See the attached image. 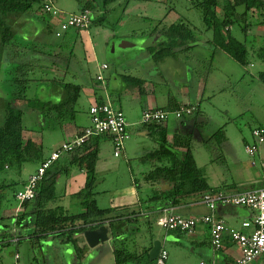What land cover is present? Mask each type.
Listing matches in <instances>:
<instances>
[{
	"label": "trees",
	"instance_id": "1",
	"mask_svg": "<svg viewBox=\"0 0 264 264\" xmlns=\"http://www.w3.org/2000/svg\"><path fill=\"white\" fill-rule=\"evenodd\" d=\"M77 1L80 4L79 12H83L85 9L90 11L91 23L89 27L94 24L103 25L107 22L108 14L115 7L122 5L120 0ZM190 1L202 13L206 30L212 31V37L208 42L212 43L210 45L213 52L202 58V61L200 60V70L198 71V75L203 77L204 82L211 75V65L214 63L213 55L217 50L224 51L245 69L249 64L253 65L249 57L257 58L264 63V44L249 47L245 40L238 39L231 31L235 24L240 25L241 31L246 37L250 35L251 26L254 24L260 25L261 30H264V0ZM128 2L129 0H126V5ZM46 3L53 4L52 0H0V45H9L14 38L13 24L16 19L13 20V16L33 15L35 11H41L45 14L44 5ZM35 7H37V10ZM95 7H98L101 12L99 16L94 13ZM46 15L47 19L52 17L59 23L60 17L55 18L48 12ZM45 21L47 24L46 19ZM42 24L44 25V23ZM88 28L71 27L69 29L78 30L74 37L76 40L81 33L87 32ZM43 29L48 33L53 31L50 26ZM68 30L61 36L66 34ZM142 33L151 36V44H155L149 49L153 58H164L170 54L175 55L177 50L175 47H184L189 51L199 44L198 36L191 24L183 20L166 24L164 18L157 19L154 20V26L149 31L146 30ZM61 36L56 35L59 38H62ZM67 39L62 40L61 44H66ZM18 46V44H13L11 48L15 51ZM60 58L62 59V56ZM61 59L58 58L55 62ZM10 65L6 79L14 86L13 98L4 102L3 116L0 122V240H2L3 246H14V251H12L17 253L16 250H19L22 243L29 242L33 260H35L37 257L36 247H42L44 242L47 244V242H51L49 239H52L53 242H57L56 244L67 247L66 250L73 249L80 259L86 253L88 247L83 235L84 231L106 224L110 229L114 244L115 264H154L155 261H151L149 258L151 246L144 247L141 252L131 251L126 247L124 236L130 230L129 225L132 218H123L124 216L118 215L116 213L117 209L113 207H100L95 198V188L98 184L96 164L99 157V142L103 136L109 135L91 136L85 142L67 152L69 163L65 166H61L58 162L60 158L56 160L40 180L35 197L19 203L16 195L25 182L20 181L19 188H17L18 182L9 173H6L7 170L16 168L18 172H21L25 163H41L44 159L42 143L31 135H25L24 107L29 109L26 110L28 114L34 113L35 116L37 115L36 117L43 122L42 126L47 125V121L51 120L52 123L61 128L65 123L75 120L76 106L82 92V84L56 77L36 79L29 76L30 68L26 66L27 64L14 61ZM29 66H32V63ZM258 78L264 83V70L259 71ZM34 80H38V84L49 82L51 86L55 83H61L63 96L57 101H53L49 97L45 100L39 96L29 98L27 90ZM103 80L104 78L98 79V81ZM103 102L105 101L97 97L96 103ZM201 112L200 106L196 105L192 114L184 115L179 119L191 115L196 117ZM143 124L149 128L151 136L157 143L154 150L143 156V159H149L151 162L155 161L157 163L145 174V179L153 183L165 180L171 185L166 190L157 191L148 200L161 201L164 204L169 201L167 205H176L182 200H187L199 193L226 190L224 184L219 187L212 186L205 174L204 166L197 164L192 146L193 134L175 132L170 140L167 126L156 123ZM257 127L264 126L258 125L254 128ZM224 140H226V134L224 127L221 126L206 139L205 143L209 142L210 144L216 141L215 144L220 146ZM213 156L210 158L212 161H226L223 155ZM71 166H77L86 173L85 185L75 194L76 197L81 199L84 207L83 211L79 213H71L58 204L60 196L57 191V178L61 174H67ZM9 189H12L10 200L7 199ZM16 207V213L3 215L7 209L13 210ZM156 219L148 224L151 240L155 238L153 225L156 223ZM164 229L167 231L189 232L181 229Z\"/></svg>",
	"mask_w": 264,
	"mask_h": 264
},
{
	"label": "crops",
	"instance_id": "2",
	"mask_svg": "<svg viewBox=\"0 0 264 264\" xmlns=\"http://www.w3.org/2000/svg\"><path fill=\"white\" fill-rule=\"evenodd\" d=\"M53 4L57 6L54 2ZM58 8L61 9V11H63L64 13L79 12V10L76 9L70 10L62 9L60 7ZM33 15H35L41 23H44L45 28L47 26H50V28H52L53 30L51 34L54 37L56 36L55 31L59 26L58 21H56L52 17H49L50 21L47 20L46 24V13L43 14V12L41 11H35L33 12ZM13 20H15L14 24L18 25L22 23L21 20H23V18L22 16L17 15L13 16ZM77 32V29H69L66 34L61 36L62 38L57 37L56 39L55 37V39L58 41L50 39V34L47 32V44L53 46L51 52H53L52 50L58 51L54 55L49 52V57L62 56L61 50L63 49L64 44H61V41L67 39V37L68 39H73L76 36ZM90 45V49L92 51L94 50L93 58L96 65L93 73L91 74L90 70H77V67L73 73L70 71V74L72 76H75L77 80L78 78H81L86 82L80 83L82 84V92L79 97L78 103L79 101H82V98L85 99L86 97V100L89 103L87 110L84 114H80L79 116L76 115L74 121L65 123L61 128L52 123L51 120L47 121V123L53 125V127L61 129L63 133V139L60 141V143H52V141H49L51 143L47 146V149H45L41 133L39 138L31 135L38 142L42 143L43 158L47 157L53 149L59 146V144L71 140L73 137H75V135L79 134L83 128L90 125L91 120L89 115V108L97 101V97L104 101L112 102L115 107L121 108L125 112L127 121L129 123L128 129L131 137L127 141L125 150L120 156L114 155L113 140L110 136H103L101 138L99 142V157L96 164L98 184L95 188V198L100 207H113L117 209L116 213L118 215L124 216L123 218H132L131 224L129 225L130 230L124 236V238L126 239V247L131 251L141 252L144 247L152 246L155 239H160L162 241L163 248L167 249L169 252V262L171 264H192L199 261H205L210 264H236L237 259L241 256L240 247L234 241H232L228 235L225 236L221 247H214L210 235V226L203 221H199L195 228L189 232H181L176 230L167 231L162 227L160 228L156 221V223H154L153 225V233L155 238L154 240H151L149 238L148 224L150 221H155L156 217V220H158L160 216L172 211L177 214H181L187 217H194L201 220L204 215L210 213V209L207 204L201 200V196L203 193L194 195L187 200H182V202L176 205H167L169 201H166L164 204L161 201L156 202L153 200H148L151 196L157 193V191L166 190L170 188L171 185L168 181L165 180L153 183L145 179V174L155 164H157L155 163V161L151 162L150 168L144 166L143 164H140L135 168L131 165L130 154H134L137 152L135 150L136 145L138 146L139 143L142 144L143 142L147 143L149 148H147L146 150L145 147H143L142 149V151L144 152H142V154L144 155L157 147L155 139H153L150 134L151 131L141 121L142 113L145 109L149 107L174 109L181 104L187 103L195 104V106L199 105L201 108L202 102L206 98L212 97L211 94L214 91H212V87H208V83L209 81L213 82L218 76L215 72H211L209 79L204 82L203 77L198 75V71L200 70L199 60L209 56L213 52V50H189V54L192 58V63H185V59L179 60L180 62L177 64V66L174 65L171 67L172 72L175 75L174 77L173 75H164V66L162 65L159 67L149 65L150 68H148L145 65L144 61L141 62L134 59H127L126 61H121L119 63H116L115 65H111L109 61L101 60L100 56H97L93 44ZM153 45L155 44H149L145 49L146 51L142 48V44H131L127 45L126 48L130 46L139 47V51L142 52V58L146 56L145 58L151 60L153 56L152 53H150L149 49ZM210 48L212 49V46H210ZM19 49L20 48L18 47L15 50L16 52L13 51V53L15 52L14 56L19 55ZM74 54L75 52L73 47V51H71L70 53V58L68 56L62 57L66 60L67 63L63 66L64 69H62L61 72L65 71V73L68 74L69 69L71 68L70 65L72 64L71 59H73ZM227 57L230 56L224 51L217 50L216 52H214L213 60L214 62L221 63L222 66L223 63H229L232 65V71L234 73L239 72V74H241V68H238V66H234V64H232V62H230ZM177 58L180 59L179 57ZM105 63L108 64V68L102 71L104 80L98 81V78L96 79V76L101 70V66ZM141 65L144 67L141 68ZM184 72H186V79L183 82L184 76H182V78H179V74L182 75ZM60 78L66 79L67 76H63ZM135 78H138L139 80H135ZM53 86L54 85H50V88H47V97H49L51 100L56 98L55 101H57L63 96V87L61 83L55 84L54 88ZM207 117L208 115L199 113L196 117L194 115H191L186 116L182 119L171 118L172 120H169L166 124H164V126L168 127L170 140L173 137V133L180 132L182 134H193V139H197L198 141H205V137L207 136L205 134V124L208 120ZM36 118L38 123H40V127H42V121L38 117ZM260 125L264 126L263 124ZM134 137L136 142L132 143L131 141ZM148 141H151V144ZM193 143L194 142H192V146ZM247 143L248 141H246L245 145ZM260 149L261 147L258 148L256 153L259 155L261 162L260 172L257 167L258 164L256 160H254V164H252V167H248L243 164H240L238 166L239 171H241L242 177L237 178L235 175H231V177L229 176V178L221 177V179H219L221 183H213L208 177L210 184L215 187L222 186L223 184L226 185V190L223 189L222 191L227 193L242 192L264 187V156L263 154H259ZM203 157L205 160H207L206 162H208V160H210L211 158L210 156L208 158H205V156ZM116 158H120V160H115ZM123 159L127 161L129 167L127 168V170L121 171L120 168ZM58 162L61 166H65L67 163H69L67 153L62 155ZM39 164L40 162H38V165ZM111 172L115 177L121 176L122 179L112 185L109 184V181L108 184H105V181L107 182V176ZM31 174H29V176ZM63 175L65 176V178H63L62 175H59L57 178V191L60 196L58 204L62 205L71 213H79L83 211L84 207L81 203V199L76 197L75 194L85 185L86 173L84 170L78 168L77 166H71L69 167V172L67 174L64 173ZM29 176L26 179H23L22 183H26ZM212 176H217L218 178V176H221V174L218 175V173H214ZM217 180L218 179H216V181ZM251 185L253 186L251 187ZM16 212L17 207L13 210L7 209L3 215L7 216ZM255 213L256 211L254 209L247 206L222 203H219L217 205L216 212L217 217L223 220L227 226L239 228L244 232H250L254 228V225H251L250 227H244L242 223L247 220L251 221L254 218ZM15 239L17 240V238ZM29 244V242L21 244L22 247H28L31 252L30 256H27V259H25L24 262H22L23 256L21 251L16 250L17 253H14L13 251L10 252L11 254H13L14 264H30L32 262V250ZM113 245L110 247L112 252L114 249ZM3 248H5V246H3L2 240H0V249ZM65 249H67V247ZM39 252H42V248L38 246L36 255ZM92 252L93 248L88 246L86 249V254L91 255ZM16 255H18V257H16ZM55 255V251H53L52 254H47V261L49 259H52L53 261L54 259H57ZM263 255L258 259L262 258ZM4 259L5 258L0 256V264H5ZM79 261V258H76L75 262L79 263ZM55 264L57 263L55 262ZM104 264H115L114 257L112 262H105Z\"/></svg>",
	"mask_w": 264,
	"mask_h": 264
},
{
	"label": "rangeland",
	"instance_id": "3",
	"mask_svg": "<svg viewBox=\"0 0 264 264\" xmlns=\"http://www.w3.org/2000/svg\"><path fill=\"white\" fill-rule=\"evenodd\" d=\"M52 1L62 9H80V4L77 0ZM120 1H122V5L115 7L108 14V18L106 20L107 22H105L103 25H91L88 28V31L81 33V35L76 40L73 38L72 40L65 41L66 44H64L63 49L61 50L62 57L68 56L70 58V52L73 51L72 46L74 47L75 52L73 59H71L72 64L70 65L71 68L69 69L68 74H66L65 71L61 72L62 69H64L63 66L67 63L64 58L54 63L56 58H61L55 56L49 57V52H51L53 46L49 44L46 46L47 32L43 29L45 26L36 17L33 15H22V23L18 25L13 24L14 38L9 45H0V122L3 116L2 112L4 102L10 98H13L12 91L14 86L10 81H7L6 77L11 67L10 63H13L14 61L27 64L26 66L30 68L28 72L29 76L36 79H52L54 77L60 78L67 76L66 79L64 78L66 81L86 83L81 78H78L77 80V78L72 76L70 73H73L76 70V67L77 70H90L91 74L93 73L96 68L95 60L93 58L94 50L92 51L90 49V44H93L97 56L99 55L101 60L109 61L111 65H115L121 61H126L127 59H134L141 62L144 61L148 68H150L149 65L157 67L162 65L164 66V75H173L175 77L171 69L172 66H177V64L180 62L179 60L181 59H185V63L187 62V64H190L192 61L189 51L184 47H175V49H177L175 56L179 57L180 59L175 57L173 54H170L165 58H151L150 60L145 58L146 56L142 58V52L139 51V47L130 46L126 48V46H122L124 41H128L133 44H142V48L145 50L152 41L151 36L148 34L144 35L142 32L146 30L149 31L154 26V20L162 18H164L166 24L178 22L180 20L189 22L191 27L194 29V32H196L199 42V44L194 46L192 49H196L198 51L212 50L210 48V44L212 43L208 42V40L212 37V31L206 30L202 20V13L197 7L192 5L190 0H129L127 5L125 3L126 0ZM124 6H126L125 9ZM35 8L37 10V7ZM170 8L172 9L169 10ZM94 13L96 16L100 15L101 12L99 11L98 7H95ZM45 19L49 20L50 18L47 19V15H45ZM231 31L232 34L238 39L243 41L245 40L249 47L252 45L260 46L264 44V30H261V27L260 25L258 26V24L251 26L249 33L250 35L248 37L242 33L239 24H235L231 28ZM49 34L51 37L50 39L58 41L56 40V36L55 39L51 33ZM13 44H18V47L20 48L19 55L15 56V58L11 48ZM52 51L53 52H51V54L53 55L58 52L55 50ZM227 58L230 60V62H232V64H234V66L241 68V74H239V72L234 73L232 71V65L229 63H223L222 66L221 63L214 62L211 65V70L212 72H215L218 77H216L213 82L209 81L208 83V87H212V91L214 92H212L211 98H206L202 102L201 107V113L203 115H208V120L205 124V134L207 135L205 138L208 139L210 135L216 131V129L222 126L224 127L226 134V140H224V142H222V144L219 146L218 144H215L216 141H213V143L211 142L209 144V142L205 143L206 140L198 141L197 139H193V147L195 156L197 158V163L200 166H204L205 174L213 183H221L219 180L221 177L229 178L231 175H235L237 178L242 177L238 166L243 164L248 167H252L254 160H256L258 164L257 167L259 172L261 170L259 155L256 154L255 156H250L246 151L245 143L246 141L253 143V128L260 124L264 125V83H262L258 78L259 71L264 70V63L257 58L249 57L253 62V65L249 64L247 69H245L234 59L230 57ZM200 60L202 61V59ZM31 63L32 66H29ZM140 67L143 68L144 66L141 65ZM179 75V78L184 76V82L186 79V72H184L182 75ZM37 81L38 80H34L31 83V87L27 90V95L29 98H36L39 96L45 100L48 98L47 88H50V84L49 82L38 84ZM54 87L55 85L53 88ZM55 100L56 98L53 99V101ZM85 100L86 97L85 99L82 98V101H79L76 107L78 110L76 113L77 116L86 112L89 103L87 100ZM26 110L29 109L24 107V125L26 128V135H34L35 137L39 138L41 133L45 149H47V146L51 143L49 141H52V143H60V141L63 139V133L61 129L53 127V125H50L49 123L42 126L43 122L41 123L42 127H40V123H38L35 114H28ZM131 142H136L135 137ZM148 142L151 144V141ZM143 147H145L146 150L149 148L146 142H143L142 144L139 143V145H136L135 147L137 152L130 154L131 165L134 166V168L140 164H143L149 168L151 167V160L143 159ZM260 147L261 149L259 154H263L264 156V143L260 144ZM212 155H214L213 157L223 155L226 161L221 162V160H208V162H206L207 160H205L203 156L208 158ZM117 159L120 160V158H116L115 160ZM37 167L38 162H27L24 164L21 172H18L16 168H10L6 173H9L12 178L18 182L16 187L19 188L20 181L26 179L29 174L33 173V171L37 169ZM128 167L127 161L123 159L120 170H127ZM214 173H218V175L221 174V176H218V178L217 176H212ZM61 175L63 178H65L63 174ZM121 179V176L115 177L111 172L107 176V182L105 181V184H108L109 181V184L112 185ZM216 179L218 180L216 181ZM252 186L253 185H251V187ZM11 197L12 189H9L7 191V199L10 200ZM124 229L126 228L124 227ZM49 240L51 242H47V244L44 242L43 246L41 247L42 252H39L36 255L37 257L35 260L32 258V262L30 264H55V262L57 264H104L105 262L110 263L113 261L114 255L110 249V247L113 245V241H111L112 238L93 247V252L91 255L85 253L79 259V263H77L78 261L75 262L76 258L78 257L73 249L66 250L64 245L56 244L57 242H53L52 239ZM13 249L14 246L0 249V256L5 258V264H14L13 254L10 253ZM19 250L23 256L22 262H24V260L27 259L26 257L30 256L31 252L28 247H22L21 245L19 246ZM35 250L37 252L38 247H36ZM53 251H55V257L57 259H54L55 262L52 259L47 261V254H52ZM250 264H264V255L262 258H257Z\"/></svg>",
	"mask_w": 264,
	"mask_h": 264
},
{
	"label": "built area",
	"instance_id": "4",
	"mask_svg": "<svg viewBox=\"0 0 264 264\" xmlns=\"http://www.w3.org/2000/svg\"><path fill=\"white\" fill-rule=\"evenodd\" d=\"M44 12L52 14L55 18L60 17L59 26L55 32L57 36H61L71 27L88 28L91 23L89 9L78 13H64L54 4L46 3L44 5ZM106 68H108V64L106 63L101 66V70L97 74L98 79L104 78L102 71ZM195 108V105H189L188 103L181 104L174 109L149 107L143 111L141 121L142 123L164 125L171 118L179 119L184 115L192 114ZM89 115L91 120L90 125L85 127L82 132L75 135L71 140L65 141L53 149L29 176L27 182L17 192L16 197L19 203L35 197L40 180L53 163L91 136L109 135L113 140L114 155L120 156L122 154L127 141L131 137L125 112L121 108L115 107L112 102L105 101L103 103L95 102L92 104L89 108ZM252 133L255 137V142L245 145L246 151L250 156H254L259 145L264 142V127L254 128ZM201 200L210 209V213L204 215L201 220L170 211L160 216L157 224L163 228L192 231L199 221L207 223L210 226V235L214 247H221L227 235L240 247L241 256L237 259L236 264H250L264 254V187L233 193H227L222 190L206 192L202 194ZM219 203L247 206L254 209L256 211L254 218L251 221L247 220L242 223L244 227L254 225L252 231L244 232L239 228L227 226L223 220L217 217L216 212ZM155 264H171L167 249L161 248ZM192 264L210 263L199 261Z\"/></svg>",
	"mask_w": 264,
	"mask_h": 264
},
{
	"label": "water",
	"instance_id": "5",
	"mask_svg": "<svg viewBox=\"0 0 264 264\" xmlns=\"http://www.w3.org/2000/svg\"><path fill=\"white\" fill-rule=\"evenodd\" d=\"M133 43L124 41L122 44L123 47L131 45ZM110 229L106 224H102L97 228L87 229L84 231L83 235L87 245L91 248L95 247L101 242L108 241L110 239ZM163 247L162 241L160 239H155L149 250L150 260H155L159 255L161 248Z\"/></svg>",
	"mask_w": 264,
	"mask_h": 264
}]
</instances>
